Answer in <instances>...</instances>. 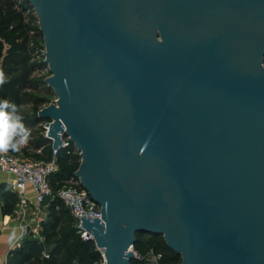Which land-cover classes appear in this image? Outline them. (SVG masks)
<instances>
[{
    "label": "water",
    "instance_id": "95a60500",
    "mask_svg": "<svg viewBox=\"0 0 264 264\" xmlns=\"http://www.w3.org/2000/svg\"><path fill=\"white\" fill-rule=\"evenodd\" d=\"M26 1L57 96L38 116L81 158L102 264H132L137 234L264 264V0Z\"/></svg>",
    "mask_w": 264,
    "mask_h": 264
},
{
    "label": "trees",
    "instance_id": "16d2710c",
    "mask_svg": "<svg viewBox=\"0 0 264 264\" xmlns=\"http://www.w3.org/2000/svg\"><path fill=\"white\" fill-rule=\"evenodd\" d=\"M45 46L37 17L26 0H0V68L8 82L0 87V99L23 105L26 126L31 136L20 151L8 152L25 159L52 162V142L44 136L46 121L38 113L53 103V92L44 77L37 73L47 69ZM27 110V111H24ZM56 162L58 172L50 178L53 198L47 201L46 219L39 236L26 234L21 245L12 250L6 264H102L103 254L95 242H85L77 223L58 193L78 171L81 158L74 145L60 150ZM1 212L13 218L18 197L7 183L0 184ZM134 251L141 256L154 252L159 264H182L179 254L171 250L162 236L137 234ZM132 264H143L133 259Z\"/></svg>",
    "mask_w": 264,
    "mask_h": 264
},
{
    "label": "built area",
    "instance_id": "2783aa9c",
    "mask_svg": "<svg viewBox=\"0 0 264 264\" xmlns=\"http://www.w3.org/2000/svg\"><path fill=\"white\" fill-rule=\"evenodd\" d=\"M44 130V136L48 139L46 124L44 125ZM72 145L69 138L63 137V144L60 150L69 149ZM52 150L53 160L49 163L25 159L9 152L0 153V173L7 176L5 183L11 186L12 192L18 197L15 215L24 236L27 228L35 236H39L42 230V223L47 216V201L53 198L50 178L58 172L56 157L60 150H54L53 148ZM58 198L76 220V227L81 239L85 242L93 241V236L82 227V218L101 220V208L92 201L82 188L76 175L58 193ZM134 254V259L143 264H159L161 259V256L156 255L154 252L149 253L147 256H141L135 251Z\"/></svg>",
    "mask_w": 264,
    "mask_h": 264
},
{
    "label": "clouds",
    "instance_id": "9594fccd",
    "mask_svg": "<svg viewBox=\"0 0 264 264\" xmlns=\"http://www.w3.org/2000/svg\"><path fill=\"white\" fill-rule=\"evenodd\" d=\"M7 82V75L0 68V87ZM24 120L23 105L0 99V153H7L9 150L18 152L27 145L31 129Z\"/></svg>",
    "mask_w": 264,
    "mask_h": 264
},
{
    "label": "crops",
    "instance_id": "0c3cea01",
    "mask_svg": "<svg viewBox=\"0 0 264 264\" xmlns=\"http://www.w3.org/2000/svg\"><path fill=\"white\" fill-rule=\"evenodd\" d=\"M6 175L0 173V184L5 183ZM0 203V264H6L9 253L19 247L24 239L16 215L13 218H4Z\"/></svg>",
    "mask_w": 264,
    "mask_h": 264
},
{
    "label": "rangeland",
    "instance_id": "374dc122",
    "mask_svg": "<svg viewBox=\"0 0 264 264\" xmlns=\"http://www.w3.org/2000/svg\"><path fill=\"white\" fill-rule=\"evenodd\" d=\"M36 76H39V77H44L45 80L48 79L50 76H51V73L47 67V69H45L44 71L42 72H39L36 74ZM48 87V86H47ZM49 88V87H48ZM51 89V88H50ZM52 90V89H51ZM53 92V97H54V100H53V103L52 104H55L56 101H57V96L55 95L54 91L52 90ZM24 111H27V110H24Z\"/></svg>",
    "mask_w": 264,
    "mask_h": 264
}]
</instances>
